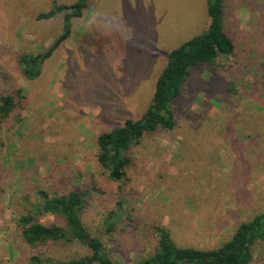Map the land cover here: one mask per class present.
Here are the masks:
<instances>
[{
    "label": "rangeland",
    "instance_id": "obj_1",
    "mask_svg": "<svg viewBox=\"0 0 264 264\" xmlns=\"http://www.w3.org/2000/svg\"><path fill=\"white\" fill-rule=\"evenodd\" d=\"M76 1L0 0V96L13 89L24 96L20 112L0 124V264H26L32 254L62 261L88 255L78 241L30 248L17 226L39 203L38 190L67 194L80 185L96 190L82 224L117 264L153 252L150 227L157 223L170 228L179 246L218 247L239 223L264 211V147L255 142L264 126V0H224L234 55L194 73L174 103L176 129L143 142L118 193L96 160L97 137L142 117L169 53L207 29V0H88L82 17L72 20L69 38L41 62L38 76L26 79L19 58L45 54L62 33V14L37 20L38 14ZM232 123L244 153L235 175L224 169L225 130ZM199 126L214 131L223 146L196 140L187 144L195 151L192 159L175 157L186 127L192 133ZM38 142L60 160L44 167ZM35 156L40 166L32 164ZM221 175L227 177L223 192L214 189ZM120 198L127 223L104 235L102 220ZM40 222L63 225L52 215ZM251 264H264V242L256 245Z\"/></svg>",
    "mask_w": 264,
    "mask_h": 264
},
{
    "label": "trees",
    "instance_id": "obj_2",
    "mask_svg": "<svg viewBox=\"0 0 264 264\" xmlns=\"http://www.w3.org/2000/svg\"><path fill=\"white\" fill-rule=\"evenodd\" d=\"M87 1L78 0L72 5H54L48 12L38 14L37 20H49L62 14V33L45 54L39 57L27 54L19 58L18 63L26 79L38 76L41 62L51 56L69 38L72 20L82 17ZM206 12L209 18L207 29L201 35L187 40L169 53L167 64L155 82L150 104L142 117L137 120L127 118L121 126L103 132L97 137L96 160L108 172V180L117 183V193L122 191L123 184L128 181L129 171L135 168V158L139 149L144 148L142 147L143 142L157 132L171 133L176 129L179 123L174 103L181 97L184 85L191 81L194 73L201 67L212 66L220 59L231 57L235 53V44L224 27V0H207ZM227 89L233 93L231 85L227 86ZM21 93L20 89H13L9 94L0 96V124L9 121L13 115L20 112L22 99H24ZM190 129L186 127L187 136L179 144L180 147L175 152V157H181L183 160L192 159L191 154L195 151H190L187 144L193 142L194 145L196 140L207 147L213 144L219 148L223 146L221 137L214 131H207L202 126L193 128L192 133ZM233 129L234 123L227 125L225 130V143L229 145V153L224 159V162H228L225 163L224 169L231 168L232 175H235L236 165L238 161L243 160L244 153L243 144L237 141ZM255 142L258 147H264V126H260ZM38 143L39 146H36L38 154L41 155L40 148L45 154L42 157L44 167H49L53 161L56 163L60 160L56 151L52 152V155L57 157L50 158L47 149L41 147V142ZM235 151L237 156H235ZM38 158L37 162L31 158L32 164L35 162L33 164L35 167L40 166L41 160ZM256 163L257 167L261 164L258 160ZM254 169V167L247 168L245 178L249 179ZM218 178H220V183L214 189L223 192L227 177L221 175ZM85 186H76L67 194L63 191L50 195L47 191L38 190L36 196L39 203L17 219V226L20 229V239L30 248L78 241L86 246L90 253L78 259L63 261L32 254L28 257L26 264H117L105 251L99 236H91L82 224L81 214L90 204L92 193L96 191L94 187L88 185L85 188ZM28 196V194L25 195L24 199ZM212 198L208 196V200ZM124 202L123 198L116 201L114 208L103 218L101 230L104 235H110L118 227L127 223L129 213L123 207ZM47 215L57 217L63 225L42 224L40 220ZM150 230L154 250L147 257L135 260L133 264H251L256 245L264 242V211L239 223L233 234L216 248L179 246L173 240L170 228L160 223L151 225Z\"/></svg>",
    "mask_w": 264,
    "mask_h": 264
}]
</instances>
